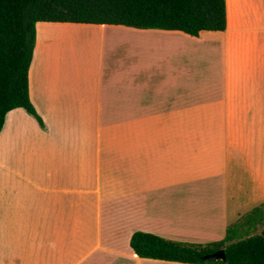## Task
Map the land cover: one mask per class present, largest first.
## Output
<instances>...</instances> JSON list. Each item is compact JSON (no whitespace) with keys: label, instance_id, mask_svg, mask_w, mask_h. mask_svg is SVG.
I'll use <instances>...</instances> for the list:
<instances>
[{"label":"crops","instance_id":"0c3cea01","mask_svg":"<svg viewBox=\"0 0 264 264\" xmlns=\"http://www.w3.org/2000/svg\"><path fill=\"white\" fill-rule=\"evenodd\" d=\"M226 3V31L199 37L37 24L30 99L45 126L19 108L0 133V264H186L140 258L133 234L220 241L264 203V0ZM74 33L92 64L68 50Z\"/></svg>","mask_w":264,"mask_h":264},{"label":"trees","instance_id":"16d2710c","mask_svg":"<svg viewBox=\"0 0 264 264\" xmlns=\"http://www.w3.org/2000/svg\"><path fill=\"white\" fill-rule=\"evenodd\" d=\"M38 23L126 26L179 31L199 37L224 32L226 0H0V133L9 112L23 108L44 127L30 99L29 73ZM264 203L228 226L223 240L207 244L168 240L147 232L133 234L130 246L140 258L186 264H264ZM225 250L226 260L205 261Z\"/></svg>","mask_w":264,"mask_h":264},{"label":"rangeland","instance_id":"374dc122","mask_svg":"<svg viewBox=\"0 0 264 264\" xmlns=\"http://www.w3.org/2000/svg\"><path fill=\"white\" fill-rule=\"evenodd\" d=\"M261 19L263 21L264 18H261ZM262 21L254 24L252 26V30L253 31L257 30V32L263 33L264 32V21L263 22ZM37 31H38V28H37ZM87 36H88L87 33L80 34V36L78 34L74 33V36H72V37H73V39H77V40H73L74 42L70 43V45H69L70 49H68V50L75 51V54H77V57L80 58V59L77 58V60H79L80 62L92 64L93 63L92 59L89 60L90 59L89 53H91V50H94V45L91 43L92 41H90V38ZM86 56L89 57L88 60L85 58ZM184 62L188 63L189 60L184 59ZM205 62H207L209 65H214L216 63V59L209 57V56L206 58L205 61H203L201 59H197L196 63H194L195 65H198V67L196 69H201L200 65L204 64ZM191 71L192 70H190V72ZM187 83H188L187 86H190L191 78H187ZM183 97H184V100L181 101L182 105H181L180 110L183 112V114H185V112H186V114H189V112H190L189 107H191L194 104L190 101V99L192 97L190 96L189 92H187ZM176 98H178V96ZM178 121H180V120H173V119H151V120L135 119V120H132L129 125L135 126V127H137V126L139 127V126H143V125L170 126V125H177ZM182 122H183L184 126L191 125V121L189 119L182 120ZM208 122H209V120L198 119V120H195L194 126H209ZM263 228H264V226L260 225L256 229H254L248 233H245L244 237H246L248 235L259 234V233H261ZM184 243H188V242H184Z\"/></svg>","mask_w":264,"mask_h":264},{"label":"water","instance_id":"95a60500","mask_svg":"<svg viewBox=\"0 0 264 264\" xmlns=\"http://www.w3.org/2000/svg\"><path fill=\"white\" fill-rule=\"evenodd\" d=\"M226 253L225 250L221 249L217 252L208 254L204 257L205 261H218V260H226Z\"/></svg>","mask_w":264,"mask_h":264}]
</instances>
